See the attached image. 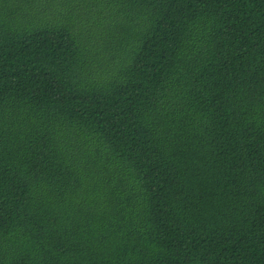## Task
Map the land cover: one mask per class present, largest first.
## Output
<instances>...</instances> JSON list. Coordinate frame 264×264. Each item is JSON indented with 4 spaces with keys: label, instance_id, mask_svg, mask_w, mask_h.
I'll use <instances>...</instances> for the list:
<instances>
[{
    "label": "trees",
    "instance_id": "1",
    "mask_svg": "<svg viewBox=\"0 0 264 264\" xmlns=\"http://www.w3.org/2000/svg\"><path fill=\"white\" fill-rule=\"evenodd\" d=\"M0 264H264V0H0Z\"/></svg>",
    "mask_w": 264,
    "mask_h": 264
}]
</instances>
